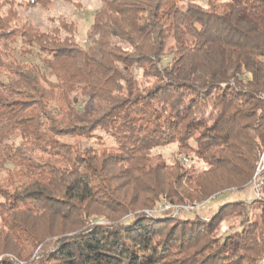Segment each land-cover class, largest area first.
Masks as SVG:
<instances>
[{
  "label": "trees",
  "instance_id": "1",
  "mask_svg": "<svg viewBox=\"0 0 264 264\" xmlns=\"http://www.w3.org/2000/svg\"><path fill=\"white\" fill-rule=\"evenodd\" d=\"M99 1L81 35L51 0H0V264H261L264 196L207 220L146 211L249 185L264 0ZM28 6L43 28L19 16ZM169 144L166 163L154 150Z\"/></svg>",
  "mask_w": 264,
  "mask_h": 264
},
{
  "label": "rangeland",
  "instance_id": "2",
  "mask_svg": "<svg viewBox=\"0 0 264 264\" xmlns=\"http://www.w3.org/2000/svg\"><path fill=\"white\" fill-rule=\"evenodd\" d=\"M22 1H26V0H22ZM77 1L80 4V7L76 9L72 5L62 0H51L52 6H53L52 12L54 14L62 13L64 15H72L74 19L79 23L81 35H84L85 32L89 28V25L92 21L95 10L100 5V1L99 0H77ZM200 1L203 2L204 0H200ZM18 12H19V16L26 18L28 22L31 23L33 26L43 28L44 20L46 18L47 13L43 11L42 9L38 8L37 6H34V7L28 6V7H22L18 9ZM17 47H20L19 43H17ZM18 58L19 59L23 58L24 61L28 60L27 58H24L21 55H18ZM169 60H170V56H165L160 63L161 67L165 66L169 62ZM135 76L140 77L139 73H136ZM102 137L104 138V141L106 144H111V140L107 138V136L104 133L102 134ZM59 139L67 143H74L76 141V139L70 138V137H60ZM154 153L160 155L159 156L160 160H163L166 163H171L173 159L177 156V148L175 144H169V145L156 148L154 150ZM194 165L197 167L202 166V164L199 162L194 163ZM263 196H264V186L261 188L260 198H262ZM260 198L256 197L255 190L252 184L249 183V185L243 187L241 190L235 187H230V188L223 190L222 192L216 193L214 196H212L211 199L204 201L206 203L196 208L195 211L186 210L185 207H189V205H192V204L184 203V204L173 205L175 207L181 208V209L179 208V211L177 212L176 215H173V213L175 212L174 209L161 212L160 214L168 213L173 216L178 215L181 217L194 215V216L200 217L201 219L207 220L209 218V215L215 211L216 206H218V204L223 201L241 199L247 203H250L251 201H256ZM163 201H166V200H161L159 203H157V205ZM196 204H200V203H196ZM252 206L254 207L255 204H253ZM238 221H239V217H230L226 219L224 222H222L223 227L221 228V230L231 231L229 229H236V226L238 225ZM0 222H1V213H0ZM38 225H39V231L43 232L45 228L44 224L42 222H38ZM37 250L38 248L34 250L32 257L35 256ZM5 255L11 256L9 254H1L0 258H2V256H5ZM259 263L264 264V259H262Z\"/></svg>",
  "mask_w": 264,
  "mask_h": 264
},
{
  "label": "built area",
  "instance_id": "3",
  "mask_svg": "<svg viewBox=\"0 0 264 264\" xmlns=\"http://www.w3.org/2000/svg\"><path fill=\"white\" fill-rule=\"evenodd\" d=\"M250 183L252 184V186L255 190L256 197L260 198L261 188L264 186V150L260 153V155L257 159V162L255 164V168H254ZM205 203L206 202H203L200 204H192V205H189V207H185V209L195 211L196 208H198L199 206H201ZM179 208L180 207H175L172 204L168 203L167 201H163L160 204H158L157 206H155V208H153L149 211H146V212L148 214H160L161 212L168 211L170 209H174L175 212L173 213V215H176L177 212L179 211Z\"/></svg>",
  "mask_w": 264,
  "mask_h": 264
}]
</instances>
